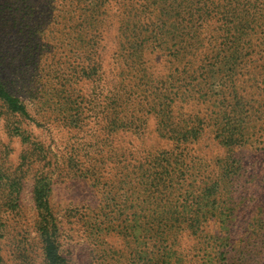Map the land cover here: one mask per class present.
Masks as SVG:
<instances>
[{
  "label": "trees",
  "instance_id": "obj_1",
  "mask_svg": "<svg viewBox=\"0 0 264 264\" xmlns=\"http://www.w3.org/2000/svg\"><path fill=\"white\" fill-rule=\"evenodd\" d=\"M260 2L246 0L247 8L241 10L243 4L240 0H139L135 3L130 0H79L75 6H79L81 13L76 26L82 28L77 30L75 26H69L61 29V45L69 47L70 52L74 51L70 57L76 65H72L70 57L62 56L61 52L56 65L66 63L70 69L74 68L73 76L79 73V65L82 76H93L91 71H96L97 63L100 65L97 61L100 28L103 24L108 26L111 9L116 6L119 14L114 15L113 23L118 55L124 64L139 73L134 85L127 88L124 84L123 89L125 92L132 90L140 99L146 100L144 114L154 116L156 134L172 141L176 148L170 153L173 157H164V152L146 154L142 157L145 164L139 162L136 166L137 185L134 189L145 194V203H137L138 208L130 214L125 213L121 219L119 216L123 213L120 210L117 213L112 208L103 213L109 216L103 228L114 231L118 227L126 233L130 246L129 264L142 261L144 264H184L188 255L180 249L178 242L183 223L190 228L191 235L199 237L197 233L204 216L207 213L216 215V210H219L217 216L222 214L220 210L223 209H217L215 196L226 190L224 180L240 174L231 170L234 164L230 161L241 165L233 150L241 147L261 150L259 146L264 143V63L259 65L252 58V53L264 52V0ZM183 4L189 7L184 18L180 19L178 12ZM39 5L40 0H0V104L23 117L28 116L27 105L12 93L7 84L9 74L18 65L5 62L7 57L12 60L8 55L11 53H2L5 47H13L11 38H14L23 40V44H18L25 54L20 60L37 62V53L41 57L42 50H45L44 55L47 54L46 46L39 43L42 37ZM194 5L198 6L196 12L191 10ZM74 36H77L76 41ZM77 52H80L79 60ZM146 53L164 57L167 69L171 70L166 77L163 76L164 80H157L148 72L151 61L145 57ZM175 69L181 74L175 79L180 81L176 87L170 83ZM55 71L58 73V88L52 91L53 109L62 115L63 120L74 115L77 124L82 107L66 96L69 85L66 86L65 82H70L71 77L60 73V67ZM99 79L101 76L96 80ZM255 94L261 101L253 98ZM97 100L96 106L115 113L109 119L107 117L108 133L116 132L119 119L122 124L131 126L127 130L140 134L143 115L135 117L138 121L117 117L116 110L124 106L125 100L108 99L105 103ZM177 103L193 104L194 108L189 113L174 116ZM205 103L211 108L207 116L197 110L198 104ZM142 108L140 105L139 112ZM207 126L211 127L213 138L227 151L219 160V173H213L214 181L196 165L187 167V160H192L185 152ZM39 157L44 168L49 159L42 147ZM259 157L260 154L254 159ZM89 158L91 161L82 174L93 176L97 182L100 178L97 158ZM43 168L36 172L32 188L36 231L43 244V264H63L57 241L58 227L49 204L51 180ZM19 184V180L8 183L11 207L17 203ZM112 192L109 190L105 197L106 208L110 201L113 205L115 203L116 196L115 193L111 195ZM124 222L125 225L121 226ZM103 223L95 220L91 230L98 231ZM198 248V254L202 251L198 264H225L230 252L227 240L219 236L216 239L204 237Z\"/></svg>",
  "mask_w": 264,
  "mask_h": 264
},
{
  "label": "rangeland",
  "instance_id": "obj_2",
  "mask_svg": "<svg viewBox=\"0 0 264 264\" xmlns=\"http://www.w3.org/2000/svg\"><path fill=\"white\" fill-rule=\"evenodd\" d=\"M138 1L130 0L132 3ZM77 2L79 0H40L39 30L43 38L39 43L46 46L47 54L44 55L45 50H42L41 57L37 53V62L20 60L25 56L18 48V44H23L21 39L11 38L13 47H5L2 53H11L8 55L12 60L9 61L7 57L4 61L12 63V66L18 65L9 74L7 84L12 93L26 103L28 116L15 115L0 104L1 264L44 263L43 244L36 231V210L32 200L35 174L43 168L39 157L41 147L49 159L43 171L47 172L51 180L49 204L58 227L57 241L59 252L64 258L63 264H129L130 246L126 233L118 227L114 231L103 228L109 220V216L103 213L114 208L117 213H123L119 216L121 219L125 213L134 212L138 208L137 203H145V194H139L134 189L137 185L136 166L139 162L144 163L142 157L146 154L164 152V157H173L170 153L176 150L172 141L156 134L154 116L144 114L146 100L140 99L132 90L125 92L123 89L124 84H127V88L134 85L139 73L124 64L118 55L113 23L114 15L119 14L116 6L113 5L111 9L112 18L108 26L103 24L100 28L101 39L97 47V61L100 65L97 63L96 71H91L93 76H82L79 65L76 76H73L74 68L70 69L66 63L56 65L59 52L64 57H70L74 52L61 45V29L69 26H75L77 30L82 28L76 26L81 13L79 6H75ZM240 2L243 4L240 9H246V0ZM254 2L261 3L260 0ZM188 7L183 4L179 8L180 19L184 18ZM197 7L191 6V10L196 12ZM73 39L76 41L77 36ZM75 54L79 60L80 52ZM145 57L151 61L148 72L155 79L164 80L163 76L171 72L162 55L146 53ZM252 58L260 65L264 63V52L252 53ZM70 62L72 65L76 63L72 57ZM58 67L60 73L64 72L71 77L70 82H65L66 86L69 85L66 96L69 101H75L76 106L82 107L77 124L74 115L63 120L62 115L53 109L52 91L58 88V73L55 71ZM172 75L170 83L176 87L180 81L175 79H179L181 74L175 69ZM99 76L101 79L96 80ZM253 98L261 101L256 94ZM97 99L104 103L108 99L125 100L124 106L116 110L117 117L138 121L135 117L143 115L140 134L135 135L133 131L127 130L130 125L122 124L119 119L116 132L108 133L107 117L109 119L115 113L96 106ZM140 105L143 107L141 112ZM208 107V103L198 104L197 110L207 116L211 109ZM193 108V104L177 103L174 116L177 113H189ZM86 115L91 117L87 118ZM259 147L261 150L251 151L249 147L233 150L241 165L230 161L234 164L231 170L240 174L231 179L226 178V190L219 191L215 196L217 209L222 208V214L217 216L219 210H216V215L207 213L200 222L197 233L199 237L196 238L188 232L190 228L185 226L186 223H183V232L178 236V242L180 249L188 255L184 264L199 263L198 256L202 253H197L199 241L206 236L212 239L219 236L227 240L230 252L225 264H264V143ZM185 152L189 154L188 159L192 160H187V167L196 165L197 169L207 172L211 181L215 179L213 173L220 171L219 160L227 153L213 138L209 126L203 129L195 142L186 147ZM259 154L260 157L254 159ZM89 156L97 158L96 166L100 176L97 182H94L93 176L82 174L91 161ZM12 180H19L20 183L18 200L13 207L8 192V183ZM109 190L113 191L111 195L115 193L116 198L114 205L110 201L106 208L105 197ZM227 212L230 214L227 215ZM219 218L223 220L219 221ZM95 220L104 222L98 231L91 230Z\"/></svg>",
  "mask_w": 264,
  "mask_h": 264
}]
</instances>
